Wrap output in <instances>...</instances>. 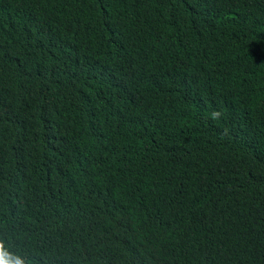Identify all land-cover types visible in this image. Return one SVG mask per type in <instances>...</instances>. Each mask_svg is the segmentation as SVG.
<instances>
[{
	"label": "trees",
	"instance_id": "trees-1",
	"mask_svg": "<svg viewBox=\"0 0 264 264\" xmlns=\"http://www.w3.org/2000/svg\"><path fill=\"white\" fill-rule=\"evenodd\" d=\"M0 253L264 264V0H0Z\"/></svg>",
	"mask_w": 264,
	"mask_h": 264
},
{
	"label": "clouds",
	"instance_id": "clouds-1",
	"mask_svg": "<svg viewBox=\"0 0 264 264\" xmlns=\"http://www.w3.org/2000/svg\"><path fill=\"white\" fill-rule=\"evenodd\" d=\"M218 116H219V113H213V118H217ZM19 264H25V261L23 259H20Z\"/></svg>",
	"mask_w": 264,
	"mask_h": 264
},
{
	"label": "snow or ice",
	"instance_id": "snow-or-ice-1",
	"mask_svg": "<svg viewBox=\"0 0 264 264\" xmlns=\"http://www.w3.org/2000/svg\"><path fill=\"white\" fill-rule=\"evenodd\" d=\"M0 264H6V261L4 260L2 253H0Z\"/></svg>",
	"mask_w": 264,
	"mask_h": 264
}]
</instances>
